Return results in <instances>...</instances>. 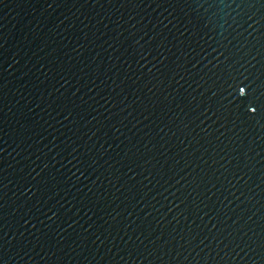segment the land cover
Listing matches in <instances>:
<instances>
[{"label": "water", "instance_id": "obj_1", "mask_svg": "<svg viewBox=\"0 0 264 264\" xmlns=\"http://www.w3.org/2000/svg\"><path fill=\"white\" fill-rule=\"evenodd\" d=\"M0 264H264V0H0Z\"/></svg>", "mask_w": 264, "mask_h": 264}]
</instances>
